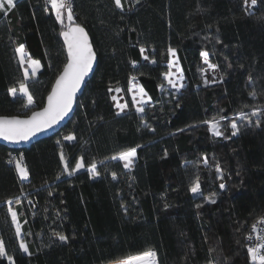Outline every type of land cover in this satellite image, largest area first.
Returning a JSON list of instances; mask_svg holds the SVG:
<instances>
[{"label": "trees", "instance_id": "1", "mask_svg": "<svg viewBox=\"0 0 264 264\" xmlns=\"http://www.w3.org/2000/svg\"><path fill=\"white\" fill-rule=\"evenodd\" d=\"M71 3L74 22L91 38L96 67L55 133L19 149L0 144V264H117L148 249L157 264H251L245 236L264 211V114L250 115L264 113V0L255 6L251 0H121L122 8L114 0ZM62 30L44 0H16L6 15L0 12V115L43 105L66 61ZM19 44L40 61L27 81ZM169 47L183 77L179 90L165 83ZM133 78L150 98L143 113L129 94ZM21 82L33 96L31 107L22 94L9 93ZM114 88L127 105L121 112ZM241 112L251 124L239 121ZM220 116L226 119L217 137L203 122ZM233 120L240 126L236 135ZM68 135L75 139L65 140ZM133 147L130 168L112 159ZM12 153L23 155L26 180ZM61 153L69 169L80 159L84 167L68 175ZM93 162L95 177L88 171ZM197 177L200 193L193 194ZM10 207L18 214L19 238ZM50 209L66 241L54 239ZM21 238L28 253L19 248Z\"/></svg>", "mask_w": 264, "mask_h": 264}, {"label": "snow or ice", "instance_id": "2", "mask_svg": "<svg viewBox=\"0 0 264 264\" xmlns=\"http://www.w3.org/2000/svg\"><path fill=\"white\" fill-rule=\"evenodd\" d=\"M47 3L51 5L56 20L61 24L63 28V30L60 32V35L63 37L64 46L67 52L66 63L63 65L62 71H60L57 75L55 83L52 86V90L47 96V103L43 109H41L40 111L32 112L31 116H28L24 119H21L17 116H0V138H3L6 141H27L35 134L52 127L60 120H62L70 111L76 92L80 88L85 76L91 69L93 59L95 58V54L89 42L87 32L85 31L84 27L74 22L71 0H47ZM114 3L117 8H122L121 0H114ZM256 3L257 0H251V6H255ZM248 4L249 0H245V5ZM13 7L14 0H0V12H4L5 15ZM65 14L68 21L67 25H65L64 23ZM140 51L143 55L145 50L141 48ZM15 52L19 58V64L21 68H23L24 81L35 78L37 75V71L40 68V61L33 59L26 53L24 44H19L15 48ZM167 54L170 58L169 69L172 68L173 64H176L177 71H179L178 60L172 59L173 57H175L176 50L169 47L167 49ZM201 56L204 57L205 61L207 62L208 54L206 52H202ZM143 58L145 60L149 59V57L146 55H144ZM151 62L155 63L154 60ZM25 65H27V67H25ZM209 67L215 69L216 65L209 64ZM29 68L31 69V74H29ZM164 76L167 82L173 88L179 90L183 87L182 84L173 81V73H171V71L165 73ZM179 79H183L182 75L179 77ZM204 82L205 84L209 83L207 79H205ZM17 91H19L24 97H26L27 103L25 107L33 106V96L29 93L25 82L20 83L19 90H17V88L15 87L9 89V93L13 96L17 95ZM109 91H112V89H109ZM115 91L119 92L120 89L116 88ZM139 91L141 96L146 95L142 88L139 89ZM250 95L254 97L256 93L252 92L250 93ZM112 99L115 101L117 97L113 96ZM140 103L143 104L144 101L141 100ZM117 107L121 111H123V109L127 107V105L118 103ZM136 111L138 113H143L144 108L142 106H137ZM261 114L264 113H261L260 109H253L250 115L251 117H258ZM225 119L226 117L220 116L218 119L206 120L203 123L208 125L209 131L214 136L219 137L223 135V132L221 131V121H224ZM238 119L239 121H247L248 124H251L249 115L243 112L238 115ZM257 126H259V120H257ZM230 127L233 135H236L240 130V126L238 125L236 120H233L231 122ZM64 139L71 141L74 140L75 137L72 135H68L64 137ZM136 152L137 149L133 147L119 153L118 156H114L112 157V159H119L124 161V168L128 169L132 166L133 159L136 156ZM22 159L23 157L15 159V169L19 177L22 180H26L29 176V172L28 169L22 164ZM60 159L64 164L63 170L68 175H72L74 172L84 167L82 159L77 160L75 167L71 169H69L68 162L66 161L63 153H61ZM204 162L207 163V158H205ZM88 171L93 177L99 175L97 171V164L95 162H93L89 166ZM216 171L217 173H220L221 169L219 165L216 166ZM113 176L115 178V174H113ZM220 187L224 188L225 185L221 184ZM189 191L193 194L200 193V182L198 177L193 181L192 185L189 188ZM210 202L215 203V200L210 199ZM8 203L10 204L11 201H8ZM8 212L11 216L12 224L15 226L16 236L19 238L21 237V225L18 221V214L11 207L8 209ZM262 224H264V219H261L257 224H253L252 226V232L256 233L255 240L257 242L253 246H249L247 248L248 257L251 261V264H264V234H261L260 231V225ZM53 235L56 236L60 241L67 240V237L65 235L59 233H53ZM248 239L251 240L252 237L249 236ZM19 248L25 253L29 252V248L22 238L20 239ZM4 254L5 245L3 241H0V256H3ZM156 257L157 253L152 249H148L135 256L120 260L117 262V264H157ZM8 259L9 261L12 260L11 257H8Z\"/></svg>", "mask_w": 264, "mask_h": 264}, {"label": "water", "instance_id": "3", "mask_svg": "<svg viewBox=\"0 0 264 264\" xmlns=\"http://www.w3.org/2000/svg\"><path fill=\"white\" fill-rule=\"evenodd\" d=\"M80 25H81V24H80ZM81 26H82V25H81ZM82 27H84V26H82ZM84 29H85V28H84ZM85 31H86V29H85ZM86 32H87V31H86ZM87 34H88V32H87ZM60 37H61V40H62L63 45H64L63 37H62L61 35H60ZM88 38H89V42H90V44H91V46H92L93 52H94V54H95V58L93 59L91 69L89 70L88 74L85 76L83 82L81 83L80 88H79V89L77 90V92H76L75 98H74V100H73L72 107H71L70 111L68 112V114H67L62 120H60L57 124L53 125L52 127L48 128V129H45V130H43V131H41V132H39V133H37V134H35L34 136H32V137H31L29 140H27V141L10 142V141H6V140H4L3 138H0V144L5 145V146H7V147H9V148H14V149H19V148H23V147L29 146V145L32 144L33 142H35V141H37V140H39V139H41V138H43V137H46V136H49V135L55 133L60 127H62V126L68 121V119L71 117V115H72L73 112H74V109H75V106H76V100H77V97L82 93V91H83V89H84V86H85V83H86V82L89 80V78L92 76V74H93V72H94V69H95V67H96V63H97V55H96V53H95V50H94V47H93V44H92V41H91V38H90L89 34H88ZM64 49H65V53H66V56H67V52H66V48H65V46H64ZM65 63H66V61H65ZM65 63H64V64H65ZM62 69H63V66H62V68H61L60 71H62ZM58 74H59V73H58ZM58 74H57V75H58ZM56 77H57V76H56ZM56 77H55V79H56ZM55 79H54V81H53V83H52V85H51V87H50V90H49L48 93L46 94L45 99H44V103H43V105H42L41 107L31 110L28 114H25V115H0V116H9V117H11V116H17V117H19V118H21V119H24V118H27L28 116H31L32 112L40 111L41 109H43V108L45 107L46 103H47V96H48V94H49V93L51 92V90H52V86H53V84L55 83ZM141 253H142V252H141ZM138 254H139V253H138ZM132 255H133V254H132Z\"/></svg>", "mask_w": 264, "mask_h": 264}, {"label": "rangeland", "instance_id": "4", "mask_svg": "<svg viewBox=\"0 0 264 264\" xmlns=\"http://www.w3.org/2000/svg\"><path fill=\"white\" fill-rule=\"evenodd\" d=\"M173 60H177L176 56L172 58ZM25 67H27V65H25ZM178 67H179V71H177V65L176 64H173L172 68L171 69H168L167 72L171 71V73H173V76H172V79L174 82H178L180 84H182V80L179 79V77L181 76V69H180V66L178 64ZM30 72H31V69L29 68ZM166 87L168 88H172V89H175L173 88L166 80ZM142 87L140 86V84L133 78L131 79L130 81V84H129V94L131 96V99H132V102H133V105L135 107V109L137 108V106H142L143 108L145 107V104L149 102L150 98L146 95L144 96H141L140 94V91L139 89H141ZM116 88H114L113 90V93H112V97L115 96L117 97V99L114 101V104L115 106L117 107V104H125L124 102V99H123V96H121V94L119 92H116L115 91ZM131 89V90H130ZM143 89V88H142ZM144 90V89H143ZM177 90V89H175ZM145 93V91H144ZM134 97H135V101H134ZM141 100L144 101L143 104H141ZM118 111L121 112V110L117 107ZM125 109V108H124ZM123 109V110H124ZM118 156V155H116ZM17 159V158H16ZM14 160H12L13 162ZM15 162V161H14ZM23 164V163H22ZM47 216H48V223H49V227H50V230L52 232V235L53 233H57L56 231V227L58 225V220L57 218L55 217V214L54 212L50 209V211L47 212ZM54 239L56 240V242H60V240L54 236ZM62 242V241H61ZM124 258H121L119 260H116V262L120 261V260H123ZM113 262V261H111Z\"/></svg>", "mask_w": 264, "mask_h": 264}, {"label": "built area", "instance_id": "5", "mask_svg": "<svg viewBox=\"0 0 264 264\" xmlns=\"http://www.w3.org/2000/svg\"><path fill=\"white\" fill-rule=\"evenodd\" d=\"M46 3H47V0H44ZM48 4V3H47ZM20 157H23L22 154H15V153H12L10 155V158L12 160L15 161V159H19ZM13 161V164H14V167H15V162ZM22 163L24 165V157L22 159ZM261 219H264V211L258 216V218L252 223V225L250 226L249 230L247 231L246 233V236H245V248H246V251H247V248L249 246H253L257 241L255 240V236H256V233H253L252 232V226L253 224H257ZM260 231H261V234H264V224L260 225ZM251 236L252 239L249 240L248 237ZM251 262V261H250Z\"/></svg>", "mask_w": 264, "mask_h": 264}, {"label": "crops", "instance_id": "6", "mask_svg": "<svg viewBox=\"0 0 264 264\" xmlns=\"http://www.w3.org/2000/svg\"><path fill=\"white\" fill-rule=\"evenodd\" d=\"M16 0H14L15 3ZM29 74H31L30 70H29ZM17 90H19V87H17ZM18 94H21L19 91H17Z\"/></svg>", "mask_w": 264, "mask_h": 264}, {"label": "bare ground", "instance_id": "7", "mask_svg": "<svg viewBox=\"0 0 264 264\" xmlns=\"http://www.w3.org/2000/svg\"><path fill=\"white\" fill-rule=\"evenodd\" d=\"M136 255V254H135Z\"/></svg>", "mask_w": 264, "mask_h": 264}]
</instances>
